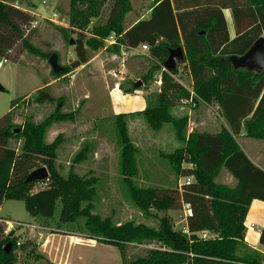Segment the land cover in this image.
Here are the masks:
<instances>
[{
    "label": "trees",
    "instance_id": "1",
    "mask_svg": "<svg viewBox=\"0 0 264 264\" xmlns=\"http://www.w3.org/2000/svg\"><path fill=\"white\" fill-rule=\"evenodd\" d=\"M13 1L19 0H0V56L5 59L17 43L28 52H40L25 34L33 15L16 7ZM106 3L109 14L101 23L98 20ZM224 8L232 10L236 21L237 34L233 39L228 37ZM130 10L131 0H70L69 27L59 30L67 43L73 45L75 58L62 71L52 70V74L57 78L85 64L87 48L103 47L112 33L117 36L113 45L117 51L121 47L147 44L153 62L150 72L160 70L161 84L157 105L145 108L141 114L154 128L173 121L176 136L184 144L168 160L178 178L190 177L191 181L179 184L178 188L134 185L131 178L136 174V149L123 120L125 114L117 115L120 172L127 190L136 204L145 210L162 211L163 215L157 228L131 221L113 225L108 218L101 220L92 215L96 179L72 170L66 176L61 175L56 168L60 135L52 142L44 139L51 124L72 121L77 114V111L61 112L58 99L56 108L44 120L33 123L27 119L21 129L13 126L11 110L0 118V207L7 199L22 200L35 219L51 218L60 200L62 223L77 222L84 217L81 234L115 246L122 258L130 243L158 244L126 264H262L264 256L244 243V220L253 199L264 201V171L246 156L234 135L243 130L249 137L264 139V70L235 68L230 57L244 55L259 37H264V0H153L149 15L126 29L124 18ZM176 47L184 50L183 65L192 77L197 105L200 101L218 103L229 130L225 127L213 133L193 130L185 135L187 117L173 119L170 115L176 97L187 98L189 94L174 78L179 67L173 71L163 69L169 50ZM51 54L48 51L43 55L49 59ZM150 77L151 73L143 77V82ZM53 100L45 87L35 92L38 103ZM14 140L19 141L18 150L11 145ZM87 149L86 146L78 151L73 162L86 158ZM40 167L47 169V179L26 182L28 174ZM222 168L236 180L234 187L215 182ZM37 185L39 189H35ZM183 205L190 210L186 232L175 228L168 213ZM5 226L0 223V264H15L16 251L27 250L31 241L18 245L17 236L6 233ZM204 231L217 236L198 235ZM9 243L7 252L4 248ZM260 243L264 246V227ZM34 248L32 245L29 252Z\"/></svg>",
    "mask_w": 264,
    "mask_h": 264
},
{
    "label": "rangeland",
    "instance_id": "2",
    "mask_svg": "<svg viewBox=\"0 0 264 264\" xmlns=\"http://www.w3.org/2000/svg\"><path fill=\"white\" fill-rule=\"evenodd\" d=\"M69 1H13L16 7L33 15L30 26H26L25 34L40 52H28L17 43L6 61L0 56V84L4 88L0 91V118L11 110L13 126L21 129L27 119H31L33 123L44 120L56 108L58 99H61V112L77 111V114L72 121L51 124L44 135L46 142H52L60 135V145L56 151V168L59 173L66 176L72 170L85 178L96 179V195L91 214L99 219L108 218L113 225L131 221L157 228L163 212L154 208L145 210L135 203L127 190L125 179L120 172V146L115 124L116 116L125 114L123 120L129 139L136 149V174L131 178L134 185L142 188H178L179 184L185 182L183 177H177L168 160V156L184 144L176 136L173 121L163 122L159 128H154L141 114L145 108L157 105L160 70L150 72L153 62L147 52L124 56L104 41V46L97 50L87 48V66L55 79L48 59L44 56L45 52L56 53L58 64L62 67L69 65L75 58L73 45L67 43L59 30L69 27ZM152 3L153 0H131V10L124 18L125 27L138 18L146 17ZM40 5L51 14L50 18H43L36 13V8ZM108 14L109 3H106L98 21L103 23ZM75 37L76 35L72 34V39ZM178 67L179 79L176 80L179 83L181 81L182 87L186 89L190 81L189 72L183 63ZM149 73L151 77L143 82V77ZM137 82L141 84L135 87ZM42 87L53 96V102L35 101V92ZM181 99L177 96L175 105L170 109L172 118L187 117L191 121L203 123L193 126L187 122L185 135L192 129L198 132H215L220 128V117H223L220 109H216L214 105L213 108L203 105L201 101L196 107H190L182 103ZM11 145L18 150L19 141L14 140ZM86 146V158L74 163V156ZM35 189H39V186ZM60 212L61 202L58 200L51 218L35 219L26 210L22 200L7 199L0 207V223L4 224L3 220L10 221L11 225L5 226V232L14 231L15 236L23 240L27 232L31 235L37 231L43 234L53 231L42 227L35 231L33 224H38L37 219L41 220L43 226L63 230L69 235L74 234L71 236L77 235L82 238L80 241L85 245L83 247H87L83 254L87 264H126L144 256L147 249L158 246L156 243H130L122 258L115 246L80 235L84 232L81 229L84 217H80L77 222L62 223L59 220ZM168 212L172 215L175 228L182 229L186 215L185 205L181 209ZM31 239L33 241H25H31V246H35L33 252H29L31 246L25 251L17 250L15 264H56L46 253L37 249L38 239ZM78 252L77 249L76 254ZM56 257L58 263L71 264L72 255H63L62 259ZM68 258L69 262L66 261Z\"/></svg>",
    "mask_w": 264,
    "mask_h": 264
},
{
    "label": "crops",
    "instance_id": "3",
    "mask_svg": "<svg viewBox=\"0 0 264 264\" xmlns=\"http://www.w3.org/2000/svg\"><path fill=\"white\" fill-rule=\"evenodd\" d=\"M149 13H150V10L148 12V15H149ZM222 14H223L224 21L226 24L228 37H229V39H233V38H235V36L237 34V26H236V21H235V18L233 16L232 10L230 8H224V9H222ZM146 17L138 18L131 25L127 26L126 29L133 26V24L136 23L139 19H144ZM140 45H142V44H140ZM120 52H121V50H120ZM144 52H147V54H148V51L142 50V53H144ZM238 57H240V56H238ZM87 64L88 63L86 62L85 64L79 66L76 69H79L82 66L85 67V66H87ZM243 68H248V67H243ZM248 69H250V68H248ZM250 70H253V69H250ZM254 71H256V70H254ZM188 72H189V70H188ZM160 77L161 76H159V78ZM178 77H179V75L177 74V78ZM189 79H190L189 85L191 86L192 77H191L190 73H189ZM159 87H160V85H159ZM201 102L203 105H206L208 107H212V105H214L216 107V109L219 110V105L216 102H213L211 104L205 103L203 101H201ZM220 121H222L220 128L225 127L229 130L226 119L221 116ZM188 123L193 125V126H199V125L203 124L202 122L191 121L190 118L188 119ZM220 128L218 130H216L215 132L219 131ZM191 131H193V129L190 130L189 132H191ZM201 132H206V131H201ZM209 133H213V132H209ZM234 139L237 142V144L239 145V147L242 149V151L246 154V156L257 167H259L261 170L264 171V139H257V138L249 137L244 133L243 130L239 134L234 135ZM178 182H180V180H178ZM215 182L221 183V184H226L230 187H234L236 185V180L224 168L220 169V171L218 172L217 176L215 177ZM169 214H171V213H169ZM189 214L190 213L186 209V215H185V218L183 219L184 223L181 226V228L183 230H186V216ZM0 220H2V219H0ZM37 220H38L37 221L38 224H33V226L35 227V231H37L36 229L38 227H42V228H45L48 230H53V231L47 232L45 234L39 233L37 231V232H32L31 235H29L27 232L25 240L33 241V239H31V238H34V237L37 238L38 241H36V242L39 245L37 249L43 253H46L48 255V258L52 262H56V264H61V263H58L56 256H58L60 259H62L61 257L63 255H65V257L66 256L69 257L72 255L71 264H87L88 263V261L85 260V256L83 255L85 252L84 250L87 247H83L85 245H83L82 241H80L82 239L81 237H79L77 235L71 236L74 234L69 235V233H66L63 230H55L51 227L49 228L47 226H43V223H41V220L40 219H37ZM3 221L5 222L6 225H11L10 221H8V220H3ZM263 227H264V201L259 200V199H253L250 202V205L248 207V211H247V214H246V217L244 220V243L246 244L248 249L256 250L264 256V246L260 243V234H261ZM80 235H82V234H80ZM198 235H200L202 237L217 236L216 233H212V232H208V231L200 232V233H198ZM17 238L19 239L20 243L25 241V240H23V238H21L19 236H17ZM86 240L91 241V242H95L94 240H88V239H86ZM77 249L79 251L78 254H76ZM89 249H92V248H89ZM60 252H61V254H59V255H61V256L58 255V253H60ZM76 256H80V257H76ZM66 261L69 262V258ZM85 261L87 263H85ZM262 264H264V260H263Z\"/></svg>",
    "mask_w": 264,
    "mask_h": 264
},
{
    "label": "water",
    "instance_id": "4",
    "mask_svg": "<svg viewBox=\"0 0 264 264\" xmlns=\"http://www.w3.org/2000/svg\"><path fill=\"white\" fill-rule=\"evenodd\" d=\"M21 0H19L20 2ZM36 13L43 18H50L51 14L46 11L43 5H40L36 8ZM185 56L182 47H176L169 50V54L167 59L163 63V68L166 71H173L178 67V65L184 62ZM230 61L232 62L235 68H243L248 67L250 69L256 71H263L264 70V37H259L248 49V51L240 56H231ZM48 63L51 66V69L54 73H58L63 70V67L58 64V55L56 53H52L48 59ZM141 82L135 83V87H138ZM4 88L0 84V91H3ZM48 171L45 167H40L31 171L27 178L25 179L26 182L32 181H43L47 179ZM13 231H10L9 235H13ZM8 248H4L7 252L11 247L9 243L7 245Z\"/></svg>",
    "mask_w": 264,
    "mask_h": 264
},
{
    "label": "built area",
    "instance_id": "5",
    "mask_svg": "<svg viewBox=\"0 0 264 264\" xmlns=\"http://www.w3.org/2000/svg\"><path fill=\"white\" fill-rule=\"evenodd\" d=\"M105 42L109 45V46H112V45H115L116 42H117V36L112 33L106 40ZM142 50H146L148 51V45L147 44H142V45H138L136 47H121V53L124 55V56H128V54H137V53H140L142 52ZM125 60V58L123 59V61ZM4 61H6V59H4ZM0 65H1V62H0ZM164 69V68H163ZM175 79H177V74L174 76ZM157 83L160 85L161 84V77L158 79ZM180 84H181V81H180ZM182 85V84H181ZM186 90L188 91V97L187 98H183L181 99V102L182 103H185V104H188L190 105V107H196L197 106V102L195 101V97H197V95L195 94L194 90L192 89V86H188L186 87ZM188 167H192L191 164L188 165ZM191 181V178L188 177L185 179V182L186 183H189ZM185 209L188 210V212L190 213V210H189V206L188 205H185ZM1 221V220H0ZM184 232H186L184 230ZM18 245L20 244V242L17 243Z\"/></svg>",
    "mask_w": 264,
    "mask_h": 264
}]
</instances>
